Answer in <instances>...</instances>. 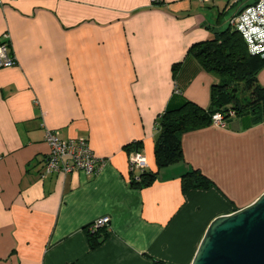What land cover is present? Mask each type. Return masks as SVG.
<instances>
[{
  "label": "crops",
  "instance_id": "obj_1",
  "mask_svg": "<svg viewBox=\"0 0 264 264\" xmlns=\"http://www.w3.org/2000/svg\"><path fill=\"white\" fill-rule=\"evenodd\" d=\"M230 1L0 0V41L9 33L17 61L0 70V264H192L214 220L264 194V125L249 114L185 133L181 162L155 160L176 89L210 107L216 79L189 50L221 30ZM48 130L87 139L100 172L43 178ZM138 151L156 173L148 187L132 185ZM192 171L215 186L184 192Z\"/></svg>",
  "mask_w": 264,
  "mask_h": 264
},
{
  "label": "trees",
  "instance_id": "obj_2",
  "mask_svg": "<svg viewBox=\"0 0 264 264\" xmlns=\"http://www.w3.org/2000/svg\"><path fill=\"white\" fill-rule=\"evenodd\" d=\"M257 2L259 0H235L233 5H229L228 11L233 13L228 26L215 31L212 39L195 43L190 48L189 54L199 62L203 70L216 79L211 88V104L208 109H204L184 100L180 90H175L159 119L160 133L155 143L158 169L183 161L184 134L205 125H213V116L217 113L224 116L227 124L234 119L230 118V111H235L236 117L249 114L256 123L264 125V86L258 79L264 70V59L251 55L241 33L230 26L233 17ZM226 13L227 10H224L220 17ZM131 148L138 150L140 143L127 147L129 151ZM156 178V173L144 171L139 180L133 179L132 185L148 187ZM214 186L200 171H192L182 177L184 192L191 189L208 190ZM108 236L105 228L95 234L88 233L91 247H99Z\"/></svg>",
  "mask_w": 264,
  "mask_h": 264
},
{
  "label": "built area",
  "instance_id": "obj_3",
  "mask_svg": "<svg viewBox=\"0 0 264 264\" xmlns=\"http://www.w3.org/2000/svg\"><path fill=\"white\" fill-rule=\"evenodd\" d=\"M15 1V0H11ZM206 1V0H202ZM160 0H153L159 3ZM230 26L241 33L251 55L264 59V0L246 8L241 14L230 20ZM17 61L12 53L9 33H4L0 41V70L16 66ZM230 118L236 117L235 111H230ZM213 125L220 128L227 126L224 116L217 113L213 116ZM45 141L50 152L45 159L42 177L50 174H71L84 172L95 175L100 172L105 161L95 155L89 141L85 138L63 140L57 132L48 130ZM131 171L141 173L148 169V160L141 152L130 154ZM111 219L104 217L89 227L91 234L97 233L104 227H109Z\"/></svg>",
  "mask_w": 264,
  "mask_h": 264
},
{
  "label": "water",
  "instance_id": "obj_4",
  "mask_svg": "<svg viewBox=\"0 0 264 264\" xmlns=\"http://www.w3.org/2000/svg\"><path fill=\"white\" fill-rule=\"evenodd\" d=\"M192 264H264V194L214 220Z\"/></svg>",
  "mask_w": 264,
  "mask_h": 264
},
{
  "label": "rangeland",
  "instance_id": "obj_5",
  "mask_svg": "<svg viewBox=\"0 0 264 264\" xmlns=\"http://www.w3.org/2000/svg\"><path fill=\"white\" fill-rule=\"evenodd\" d=\"M227 1V0H224V2ZM235 3V0H231L230 1V6L233 5ZM232 13L233 11H227V13L222 16V23H221V26H220V29H225L227 26H228V20L230 19V17L232 16Z\"/></svg>",
  "mask_w": 264,
  "mask_h": 264
}]
</instances>
